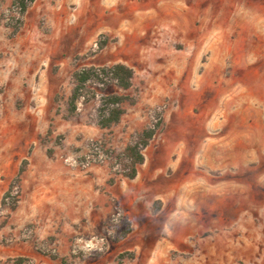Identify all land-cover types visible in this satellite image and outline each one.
Wrapping results in <instances>:
<instances>
[{"label":"rangeland","instance_id":"374dc122","mask_svg":"<svg viewBox=\"0 0 264 264\" xmlns=\"http://www.w3.org/2000/svg\"><path fill=\"white\" fill-rule=\"evenodd\" d=\"M11 2L0 0V264L19 257L24 264H154L140 249L119 245L131 222L109 190L119 180L134 184L123 175L129 162L121 154L156 124L143 153L159 165L148 195L156 198L151 211L160 214L147 236L157 260L264 264V0H38L16 34L2 20ZM226 40L232 53L225 58ZM116 63L133 68L132 88L94 84L95 97L66 119L72 73ZM213 64L221 73L208 69ZM107 94L135 102L103 129L97 121ZM230 132L258 143L243 155L246 166L258 168L257 203L216 196L244 170L226 168L232 155L218 145L209 151L206 138ZM185 133L196 138L186 152ZM167 152L169 163L156 156ZM8 190L19 196L13 211V197L3 204ZM223 214L236 219L234 228L207 224ZM68 227L72 233L64 236Z\"/></svg>","mask_w":264,"mask_h":264},{"label":"crops","instance_id":"0c3cea01","mask_svg":"<svg viewBox=\"0 0 264 264\" xmlns=\"http://www.w3.org/2000/svg\"><path fill=\"white\" fill-rule=\"evenodd\" d=\"M37 1L38 0H36L35 3H37ZM77 10H78L77 13L79 14V16L83 17L84 10L80 7L77 8ZM225 44H226V47H225V53H226L225 58H226L228 54L232 53V47L230 46V43L228 41L225 42ZM211 68L217 69L215 70V72L221 73L220 71L221 66L218 67V66H215L214 64L209 65L208 69H211ZM183 135H184V137L182 138L183 142H181V144L182 143L185 144V146H183L182 149L184 152H186L188 147L195 144L196 138L189 136V134L187 133ZM222 136L223 137H219L217 140L214 139L212 141H210L211 139H209V137L206 138L209 141L208 143V147L210 149L209 151H211L217 145L218 147L222 149L224 148L223 149L224 153L227 152L232 155L231 157H229V159H226L224 161V166L226 168L231 167V169H233V167L230 165L238 164V165H242L243 168L241 169L244 171L243 173L241 172V175L233 177L234 180L228 181L227 186H225V189L223 190V193L221 192L220 194H217L216 196L222 202L230 201L238 197L239 199L243 201H250V202L254 201L257 203L258 193L255 190L254 192L253 188L258 189L259 187L258 168L253 166L251 163H248V166H246L247 161L244 163L245 158L243 155H246L248 153H253L254 150L257 149L258 143H256V145L255 144L249 145L248 139H247L249 135L246 134L245 132L244 133L243 132L242 133L230 132V133H225ZM148 149H149V146L146 148V151ZM196 150H198V148ZM38 154H39V151L35 150L32 154V157L30 158L31 159V165H30L31 169L36 165ZM143 154L145 156V162L144 164L138 167L137 176L135 179L132 180L134 181V184H130V182L127 184V182H125L124 180L123 182L126 183L127 185H122L121 184L122 181L119 180V183L117 184L119 185L118 187L117 185H115V183L112 186H110L111 190H109V192L111 191L112 195L114 194L118 198L119 202L122 204V206L126 210L127 219H129V221L131 222V231L119 243V245L122 246L123 250L130 251V252L134 251L136 252V254L138 250L140 249L141 254L144 256L143 258L144 262L146 258L148 259L154 258L155 259L154 264H166L165 262L162 263L157 260L155 253H153V250H152L154 245L152 244L151 240L147 239V236L150 234L149 233L150 229L148 227L149 223L157 219V217L160 214V213L154 214V212L151 211L150 203L153 201V199H156V198L154 196L151 197L150 195H148L149 189L152 188L153 186H156L158 183L155 177L157 176L156 172H158L159 170V165L156 162L154 163V159L151 160L150 158L147 157L145 153ZM156 156L159 158L161 157L160 159L162 160L166 159L168 163L170 162L169 158L171 154L169 152L165 154L160 153V154H157ZM44 167L45 165H39L38 169H43ZM176 167L180 168V163H177ZM142 168L144 169L143 171H142ZM236 170L239 171L238 169ZM141 177H144V179L146 180L142 179ZM131 187H133V189ZM230 187H235L234 189L235 191H228ZM243 187L246 189L243 190L242 189ZM244 191L247 194H242V192ZM212 196H215V195H204L203 199L204 201H209L208 198H211ZM100 198L103 200V203H104L105 202L104 197L97 194L96 201ZM234 200H237V199H234ZM142 201L145 204H142L141 203ZM103 206L104 204L102 205V207ZM105 209L106 210L108 209L106 207V203H105ZM213 209L214 208H212V210L210 209L209 211L211 214H213V211H214ZM107 212H111V210H108ZM233 221L231 223L229 221V218L223 214V215H220L219 217H214V218L210 217L207 224L210 226H213L214 229L217 230L218 228L222 227L224 224H227L228 227L234 228L237 221L236 219H234ZM79 229L81 230V228H78V230ZM71 231H72V227H68L64 232L66 233L64 236L70 235L69 233H72ZM59 243L64 244L65 240L62 239L59 241ZM184 243L185 241L182 238V244ZM144 248H146V250H144ZM169 252L170 254H168V259L170 257L171 258L174 257L175 255L174 250H170ZM156 255L158 254L156 253ZM148 262L150 261H146L145 263L148 264Z\"/></svg>","mask_w":264,"mask_h":264},{"label":"trees","instance_id":"16d2710c","mask_svg":"<svg viewBox=\"0 0 264 264\" xmlns=\"http://www.w3.org/2000/svg\"><path fill=\"white\" fill-rule=\"evenodd\" d=\"M36 0H12L8 9L9 16L2 14V20L7 21V25L16 34L23 25V17ZM106 41H101L99 48L102 49ZM134 70L124 63H116L111 66H88L75 70L71 75L72 90L67 101L66 119H70L77 114L78 105L83 100L88 102L95 97L96 92L93 85L102 83L104 85L115 84L121 91L126 92L133 86ZM130 102L133 104L135 99L125 94H107L102 99V105L98 114L97 124L103 129H109L121 121L125 114L124 104ZM159 124L143 129L137 139L129 143L121 156L126 159L129 170L124 172V176L134 179L138 173V167L145 162L143 151L149 146L152 139L158 133ZM24 169L21 168L18 177H21ZM19 179V178H18ZM13 197L12 205L9 204L13 211L17 207L19 196H11V190H8L3 197V204L7 198ZM57 258L56 256H52ZM63 259V258H62ZM16 264H24L26 258H14ZM63 262L64 259H63Z\"/></svg>","mask_w":264,"mask_h":264},{"label":"built area","instance_id":"2783aa9c","mask_svg":"<svg viewBox=\"0 0 264 264\" xmlns=\"http://www.w3.org/2000/svg\"><path fill=\"white\" fill-rule=\"evenodd\" d=\"M94 148H95L96 151H98V146L97 145L94 146ZM102 241H103V239H102Z\"/></svg>","mask_w":264,"mask_h":264}]
</instances>
